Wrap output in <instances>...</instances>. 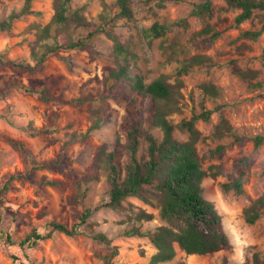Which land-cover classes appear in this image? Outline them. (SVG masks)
<instances>
[{
    "label": "rangeland",
    "instance_id": "374dc122",
    "mask_svg": "<svg viewBox=\"0 0 264 264\" xmlns=\"http://www.w3.org/2000/svg\"><path fill=\"white\" fill-rule=\"evenodd\" d=\"M158 1L146 3L145 0H132L137 25L146 27L154 21L171 23L185 19L186 27L174 26L166 35L165 45L172 39L179 43L176 49L180 48L181 51H177L174 59L167 60V53L159 48L160 39L154 40L150 46L141 44L136 30L123 21H119L115 30L121 39L132 38L138 54V73L144 80H152L159 74L169 75L168 81L174 84V100L171 105L178 108L169 116L173 123L182 117H189L193 111L199 112L200 103L207 109L223 104L211 114L208 121L196 122L203 136L196 144L197 152L203 157V169L207 170L210 164H222L225 174H230L231 179L241 178L243 188L239 195L233 191H224L221 183L227 181L225 175H206L201 182L203 195L219 213L229 246L199 255L195 259L190 257L192 254L186 255L176 246L175 258L161 264H253L255 253L264 262V217L248 224L242 213L243 208L264 194V142L254 148L249 139L264 133V98L257 95V90L248 89L245 83L234 76L230 65V60L236 58L241 67L258 69L259 79H264V67L260 62L264 32L256 41L245 40L250 49L244 51L242 56H238L235 49L243 40L231 43L240 30L251 25L259 28L264 24V11L255 10L253 17L238 27L232 25L237 10L221 12L220 16L227 18V23L216 27L222 30L221 34L214 40L205 39L196 48L190 38L204 26L205 20L190 16L189 11L198 0L164 1L163 7L157 5ZM52 2L33 0L32 8L40 11L41 15L31 14L16 21L9 33L0 30V53L5 59L25 60L34 65L29 42L35 39V29L31 27L33 23L43 26L50 21ZM212 2L217 8L224 6L222 0ZM22 4L23 0H0V19L11 10H19ZM83 4L85 8L82 14L88 22H99L101 12H106L102 9L101 0H71L69 5L73 9ZM214 21L215 18L210 22ZM72 29L75 37L86 34L85 26H73ZM47 41L51 42V39ZM110 44L103 35H98L93 40L97 50L93 58L86 50L59 51L60 55L68 58L69 65L51 53L43 63L35 65L33 72H24L20 76L11 67L0 63V114L7 112L5 118H0V187L11 173L24 174L13 179L9 188L1 193L0 264L101 263L96 252L103 245L90 237L89 227L84 224L79 227V233L73 236L54 232L51 237L39 240L30 248H23L18 241L33 228L46 233L49 221L70 226L78 220L83 205L94 207L104 204L108 200V185L105 175L97 167L98 148L107 144L108 149L114 151L115 162L122 166L128 158L124 150L126 131L132 125H138L142 132L149 128L153 113V102L149 97L132 92L125 83H120L107 97L98 98L105 88V68L112 65ZM197 53L210 55L215 64L209 68L194 65L187 74L177 75L176 70L184 58ZM14 77L25 84L32 79L42 80L54 99L43 101L37 94L25 93L19 87L9 85L8 80ZM203 82H212L219 89V95L216 98L203 95L198 87ZM75 97L92 98L93 101H86L80 106L61 102ZM90 104L100 110L101 126L92 130L84 140L67 142L70 133L87 130L91 123ZM220 114L228 119L242 139L234 141L230 136L221 139L210 136ZM28 124L42 132L32 136L31 131L26 129ZM51 126H55V130L47 131ZM151 131L156 137H161L158 129ZM173 134L179 140L187 137L177 129ZM9 138L22 142L36 162L49 165L43 169H30L29 158L13 148ZM217 144H223L224 151L208 156V150ZM86 174L98 175V179L89 183L82 205L72 181L74 177ZM44 179L55 180L57 184H46ZM124 204L132 205V212L100 207L86 224H91L95 231L103 232L111 240V245L118 247V253L113 258L116 263L148 264L156 251L155 247L147 237L125 236L123 231L132 225H140L141 231L153 230L165 224V221L160 218L156 207L135 197H127ZM138 210H145L153 217L138 223L134 220V213Z\"/></svg>",
    "mask_w": 264,
    "mask_h": 264
},
{
    "label": "trees",
    "instance_id": "16d2710c",
    "mask_svg": "<svg viewBox=\"0 0 264 264\" xmlns=\"http://www.w3.org/2000/svg\"><path fill=\"white\" fill-rule=\"evenodd\" d=\"M33 0H23L19 10H11L5 17L0 19V30L10 32L16 21L27 15H41L40 11L32 8ZM71 0H53V14L50 21L41 26L33 23L35 39L29 42L30 53L35 60L31 65L25 60L5 59L0 53V63L11 67L18 75L24 72H33L35 65L45 61L49 54H55L69 65L68 58L60 55L59 51L86 50L91 58L97 54L93 45V40L98 35H103L110 41V56L112 65L105 68L104 90L98 96L99 99L107 97L110 92L120 83H125L127 88L142 96L149 97L153 102V113L149 128L143 132L138 125H132L126 131L124 150L127 153V161L120 166L115 162L114 151L108 149L107 144H102L96 152V163L98 169L105 175L108 185V200L104 204L94 207L83 205V199L89 190V183L97 180L98 175L86 174L81 177H74L73 188L78 196L79 203L83 205L78 220L67 226L58 221L47 223V232L41 233L33 228L26 233L18 244L23 248L34 246L39 240L51 237L54 232H59L67 236L79 233L81 225L89 227V235L92 239L103 245L102 249L96 252V257L100 259V264H118L113 258L118 253V247L111 245V240L101 231H95L91 224H86L87 220L100 207H108L113 210H133L132 205L126 206L127 197H135L145 204L153 205L158 209L159 216L165 221L153 230L141 231L140 225H132L123 231L125 236H145L155 247L156 251L151 255L148 264H158L169 262L176 256V246L186 255L207 254L218 251L229 246L227 236L223 230L221 217L216 211L213 203L203 195L201 185L202 179L208 175L216 177L225 175L226 182L221 183L224 191H233L235 194L243 192L242 180L240 177L231 179L230 174H225L222 164H210L207 170L202 167V159L197 152L196 144L203 139L201 131L196 127L198 120L208 121L214 111L219 110L223 104L207 109L200 103L201 110L193 111L189 117H182L177 123H173L169 118L172 111L177 110L171 105L174 100V84L168 81L169 75L159 74L152 80L146 81L138 73V54L135 51L132 38L121 39L116 32L119 21L132 26L139 37L141 44L151 45L154 40L160 39L159 48L167 53V60L174 59L177 51H181L176 39L169 41L165 45L166 35L174 26H187L185 19L171 23L154 21L149 26L139 27L135 17L132 0H112L106 2L101 0L102 9L99 22L86 21L82 10L85 4L70 8ZM151 0H145L146 3ZM164 1L160 0L157 5L164 6ZM224 6L215 7L212 0H198L193 3L189 15L200 17L205 20L204 26L194 32L190 38L192 44L199 48L205 40H214L222 30L217 29V25L227 23L226 17H221V12L237 10L233 18V27H238L240 23L250 20L255 10L264 11V0H222ZM215 18L214 22H210ZM53 26V28H51ZM73 26H85L84 36H73ZM264 32V24L259 28L251 27L240 30L237 37L231 40L235 43L243 40L236 46V53L242 56L244 51L250 49L245 40L256 41ZM47 39H51L48 42ZM260 62L264 67V47L261 50ZM215 62L207 54H194L184 58L181 66L176 70V74H187L190 67L213 66ZM231 72L238 77L250 90H257L258 96L264 98V79H259L260 71L250 67L243 68L237 63L236 58L230 60ZM17 76V77H19ZM17 77L8 80L9 85H15L25 93L37 94L43 101L53 100L50 89L40 79L29 80L27 84L21 82ZM179 82V81H178ZM4 87L7 84L4 82ZM199 89L203 95L216 98L219 89L212 82L199 84ZM86 101H93L92 98L75 97L69 100H61L62 103L80 106ZM8 111V109H7ZM99 109L89 105L91 123L85 132H72L69 134L67 142H78L84 140L92 130L101 126L102 118ZM7 112L0 114V118H5ZM158 129L161 137H156L151 129ZM27 130L31 135L42 132L41 129H33L31 124L27 125ZM177 129L186 134V139H177L173 132ZM55 130V126L47 128V131ZM214 139H221L230 136L234 141L242 139L229 123L228 119L220 114L217 123L210 135ZM253 147L257 148L264 142V133H259L249 138ZM9 143L16 150L24 153L30 164V169H43L49 164L46 162H36L31 158V153L26 150L23 143L9 138ZM143 142V144H141ZM223 144H217L208 150V156H215L224 151ZM141 148V152H140ZM24 174L11 173L1 184L0 202L2 192L9 188L13 179L22 177ZM44 183L56 185L55 180H46ZM243 218L246 223L253 224L261 216L264 217V194L256 198L250 205L243 208ZM134 220L138 223L148 221L153 216L145 210H138L134 213ZM9 238V236H7ZM253 264H264L259 255L255 253L252 258Z\"/></svg>",
    "mask_w": 264,
    "mask_h": 264
},
{
    "label": "crops",
    "instance_id": "0c3cea01",
    "mask_svg": "<svg viewBox=\"0 0 264 264\" xmlns=\"http://www.w3.org/2000/svg\"><path fill=\"white\" fill-rule=\"evenodd\" d=\"M183 252V251H182ZM184 253V252H183ZM209 254V253H207ZM203 255V254H202ZM197 256H199L198 254H192V256H190L191 258L195 259ZM161 263H166V262H161ZM161 263H158V264H161Z\"/></svg>",
    "mask_w": 264,
    "mask_h": 264
}]
</instances>
